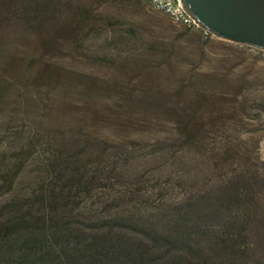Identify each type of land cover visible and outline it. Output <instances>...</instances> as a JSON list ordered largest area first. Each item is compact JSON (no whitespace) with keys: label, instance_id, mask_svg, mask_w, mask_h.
I'll list each match as a JSON object with an SVG mask.
<instances>
[{"label":"rangeland","instance_id":"obj_1","mask_svg":"<svg viewBox=\"0 0 264 264\" xmlns=\"http://www.w3.org/2000/svg\"><path fill=\"white\" fill-rule=\"evenodd\" d=\"M16 11L0 24V220L58 157L89 165V192L64 201L86 218L163 212L264 170V50L204 38L147 0Z\"/></svg>","mask_w":264,"mask_h":264},{"label":"trees","instance_id":"obj_2","mask_svg":"<svg viewBox=\"0 0 264 264\" xmlns=\"http://www.w3.org/2000/svg\"><path fill=\"white\" fill-rule=\"evenodd\" d=\"M50 3L0 0V24L5 14L44 13ZM182 125L188 138L190 124ZM44 167L46 187L0 220V264H264V170L256 165L231 174L204 200L191 197L150 214L118 205L88 218L64 201L89 192V165L58 157ZM18 173L7 172V190Z\"/></svg>","mask_w":264,"mask_h":264},{"label":"water","instance_id":"obj_3","mask_svg":"<svg viewBox=\"0 0 264 264\" xmlns=\"http://www.w3.org/2000/svg\"><path fill=\"white\" fill-rule=\"evenodd\" d=\"M214 37L264 50V0H179Z\"/></svg>","mask_w":264,"mask_h":264},{"label":"built area","instance_id":"obj_4","mask_svg":"<svg viewBox=\"0 0 264 264\" xmlns=\"http://www.w3.org/2000/svg\"><path fill=\"white\" fill-rule=\"evenodd\" d=\"M148 5L153 11L166 15L173 23L200 33L204 38L212 35L182 7L179 0H148Z\"/></svg>","mask_w":264,"mask_h":264}]
</instances>
